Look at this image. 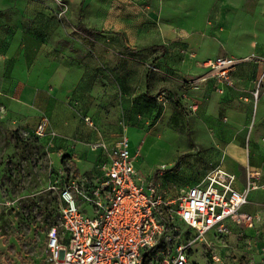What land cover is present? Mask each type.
<instances>
[{"label":"rangeland","instance_id":"374dc122","mask_svg":"<svg viewBox=\"0 0 264 264\" xmlns=\"http://www.w3.org/2000/svg\"><path fill=\"white\" fill-rule=\"evenodd\" d=\"M113 5L114 0H0V264H46V232L52 225L60 228L58 188L75 181L88 189L103 179L105 156H91L94 142L126 133L135 168L166 196L221 164L216 152L199 147L193 137L194 102L166 87L145 91V68L150 84L155 64H143L141 70L125 33L102 27L93 31L97 25L91 22L101 20ZM141 5L131 0L114 12L119 17L125 6ZM261 15L264 23V10ZM249 32L246 37H257ZM234 36L240 43L245 37ZM62 66H67V82L56 80L63 79ZM30 74L49 80H36L38 94L59 85L49 104L55 114L65 113L72 127L58 130L38 96L21 98ZM195 78L180 85L198 87ZM161 90L167 92L165 99L158 97ZM41 115L48 125L38 133ZM129 125L138 128L136 141L128 134ZM82 126L89 130L82 133ZM256 193L251 191L250 198ZM245 208L252 212L251 222L234 223L227 234L207 232L188 250L187 264H264V201L257 209L253 203ZM187 230L182 222L171 224L170 244ZM166 245L151 252L155 263L167 254Z\"/></svg>","mask_w":264,"mask_h":264},{"label":"crops","instance_id":"0c3cea01","mask_svg":"<svg viewBox=\"0 0 264 264\" xmlns=\"http://www.w3.org/2000/svg\"><path fill=\"white\" fill-rule=\"evenodd\" d=\"M139 1L143 5L136 9L125 6V12L117 17L114 12L117 5H125L131 0H114L117 5H113V9L108 7L101 20L91 22L97 25L93 31L100 32L98 27H102L125 33L137 53L141 70L143 64H155L156 72L150 84L147 83L145 66V91L155 92L166 87L171 93H182L186 101L194 102L196 109L190 123L193 137L199 147L210 148L218 154L221 167L235 174L237 189L244 187L247 168L259 171V187L251 190L257 193L251 199L250 191L248 201L242 206L244 211L252 214L245 206L253 203L257 209L264 201V77L258 95H252L262 66L254 59L238 62L231 72L234 86H228L209 72L203 61L218 55L243 57L254 54L264 58V23L261 21L264 0ZM257 10L259 15H256ZM249 30L257 37H246L250 35ZM237 34L245 35L242 43L236 40L234 35ZM62 68L63 79L59 76L56 80L67 82L69 77L63 73H66L67 66ZM204 73H208L207 78L200 81L198 87L180 85V81ZM142 79L140 73L138 81ZM36 80L39 83L49 81L42 74L39 79L30 74L21 98L30 101L38 96L39 103L53 117L58 130L72 127L73 122L65 113L55 114L49 104L50 97L60 92L59 85L56 83L48 94L43 91L38 94L33 85ZM87 116L90 118L91 114ZM108 126L109 130L115 128L114 123ZM80 128L82 133L89 130L85 126ZM137 131L133 125L128 126L133 141L137 140ZM116 139L109 137L107 143L113 145L119 138ZM95 151L91 156L103 154L99 149ZM132 155H135L133 149ZM229 225L231 229L234 227L231 221Z\"/></svg>","mask_w":264,"mask_h":264},{"label":"built area","instance_id":"2783aa9c","mask_svg":"<svg viewBox=\"0 0 264 264\" xmlns=\"http://www.w3.org/2000/svg\"><path fill=\"white\" fill-rule=\"evenodd\" d=\"M248 59L262 66L253 90L256 97L264 77V58L218 55L205 59L203 65L231 86L234 66ZM207 75L195 80L204 81ZM158 97L165 99L167 92L161 90ZM47 125L48 118L41 115L36 131L44 132ZM91 147L105 156L100 164L103 179L88 189L75 181L58 188L60 228L52 225L46 232L42 251L46 264H187L188 250L207 232L227 234L230 221L242 224L253 219L242 206L249 192L259 187V171L247 168L244 187L239 190L234 186L235 174L217 165L197 182L166 196L154 180L135 168L126 133L113 145L97 141ZM177 222L188 230L170 244L173 237L168 227ZM163 242L167 254L155 263L151 252Z\"/></svg>","mask_w":264,"mask_h":264}]
</instances>
